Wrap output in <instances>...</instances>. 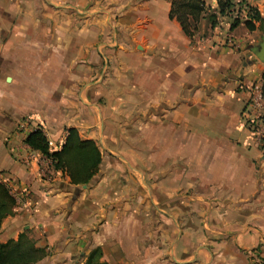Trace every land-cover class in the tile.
I'll return each instance as SVG.
<instances>
[{
	"label": "crops",
	"instance_id": "crops-1",
	"mask_svg": "<svg viewBox=\"0 0 264 264\" xmlns=\"http://www.w3.org/2000/svg\"><path fill=\"white\" fill-rule=\"evenodd\" d=\"M172 2L0 0V181L16 199L0 242L26 232L48 252L37 264L95 249L107 264H261L264 144L243 114L264 29L242 11L188 38ZM37 128L53 151L70 128L98 143L86 188L25 143Z\"/></svg>",
	"mask_w": 264,
	"mask_h": 264
},
{
	"label": "trees",
	"instance_id": "trees-1",
	"mask_svg": "<svg viewBox=\"0 0 264 264\" xmlns=\"http://www.w3.org/2000/svg\"><path fill=\"white\" fill-rule=\"evenodd\" d=\"M218 14L210 12V8L202 0H173L170 19H176L181 25L184 34L193 38L199 30V25L208 19L212 26L218 23L219 18L232 17L231 30L236 29L241 23L239 18L241 10L246 12L243 20L248 31L253 32L264 29V18L259 10L247 4L245 0H217ZM257 25H259L257 27ZM262 96L264 99V72L262 74ZM25 143L34 152L41 154L51 162L54 170L61 171L70 179V185L86 186L98 174L102 165V152L94 140L83 139L76 128L67 130L65 143L58 151H53L50 143L41 128L30 132L25 138ZM16 199L6 184L0 181V231L6 218L14 214ZM48 252L45 248L36 246L34 240L23 234L18 240L8 243L0 242V264H37L42 261ZM84 264H107L102 261L101 249L89 253ZM264 264V256L261 259Z\"/></svg>",
	"mask_w": 264,
	"mask_h": 264
},
{
	"label": "built area",
	"instance_id": "built-area-1",
	"mask_svg": "<svg viewBox=\"0 0 264 264\" xmlns=\"http://www.w3.org/2000/svg\"><path fill=\"white\" fill-rule=\"evenodd\" d=\"M243 13H246L244 10H241V16L239 18L243 19ZM237 12L234 18H237ZM246 18V14H245ZM244 18V19H245ZM245 123L247 124L250 131L254 133L257 143L264 141V131L261 126L264 121V99L262 96V86L253 85L250 88V100L248 108L243 114Z\"/></svg>",
	"mask_w": 264,
	"mask_h": 264
},
{
	"label": "water",
	"instance_id": "water-1",
	"mask_svg": "<svg viewBox=\"0 0 264 264\" xmlns=\"http://www.w3.org/2000/svg\"><path fill=\"white\" fill-rule=\"evenodd\" d=\"M252 52L260 61L264 62V38L262 39V42L252 50ZM83 188H86V186H83Z\"/></svg>",
	"mask_w": 264,
	"mask_h": 264
},
{
	"label": "rangeland",
	"instance_id": "rangeland-1",
	"mask_svg": "<svg viewBox=\"0 0 264 264\" xmlns=\"http://www.w3.org/2000/svg\"><path fill=\"white\" fill-rule=\"evenodd\" d=\"M263 144H264V141H262V142H260V146H263ZM2 229V228H1ZM1 232V231H0ZM26 233V232H25ZM25 233H21L20 234V236H22L23 234H25ZM20 236L18 237V239L20 238ZM25 236H27L28 237V235L27 234H25ZM30 238V237H29ZM17 239V240H18ZM31 239V238H30ZM12 240H15V239H10V240H8L7 242H3V244H5V243H8L9 241H12ZM32 240H34V239H32ZM2 243V242H1Z\"/></svg>",
	"mask_w": 264,
	"mask_h": 264
}]
</instances>
